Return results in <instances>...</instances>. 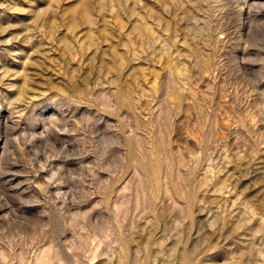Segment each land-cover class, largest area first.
<instances>
[{
    "label": "rangeland",
    "instance_id": "1",
    "mask_svg": "<svg viewBox=\"0 0 264 264\" xmlns=\"http://www.w3.org/2000/svg\"><path fill=\"white\" fill-rule=\"evenodd\" d=\"M0 264H264V0H0Z\"/></svg>",
    "mask_w": 264,
    "mask_h": 264
}]
</instances>
